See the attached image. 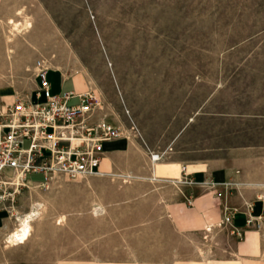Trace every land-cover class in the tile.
Instances as JSON below:
<instances>
[{"label": "rangeland", "instance_id": "obj_1", "mask_svg": "<svg viewBox=\"0 0 264 264\" xmlns=\"http://www.w3.org/2000/svg\"><path fill=\"white\" fill-rule=\"evenodd\" d=\"M18 9L35 26L15 46L16 67L0 68L5 91L25 99L38 73L59 64L62 72L90 85L97 119L121 128L114 147L118 174L128 169L148 178L146 161L160 155L161 162H208L230 173L229 195H264L252 186L264 184V0H0V53L2 20ZM48 81L53 95L73 88L59 73L50 72ZM105 169L106 164L98 171ZM112 181L60 176L54 184L9 190L14 195L9 214L1 213L0 264L94 255L88 211L95 204L136 209L141 203L120 200L134 190L163 197L172 189L146 180L134 184L131 194H124L122 185L114 194ZM52 189L55 209L49 208L41 238L34 234L26 246L6 249L2 230L14 229L32 199L41 200L39 194ZM60 212L68 216L62 228L55 226Z\"/></svg>", "mask_w": 264, "mask_h": 264}, {"label": "crops", "instance_id": "obj_2", "mask_svg": "<svg viewBox=\"0 0 264 264\" xmlns=\"http://www.w3.org/2000/svg\"><path fill=\"white\" fill-rule=\"evenodd\" d=\"M50 72L59 73L63 84H72L66 93L80 95L90 90L80 76L55 69L48 76ZM38 81L33 82L34 94L25 99L36 100ZM21 96L0 87V112ZM114 147L115 141L106 145L102 175L115 170L118 155ZM229 176L208 162L162 161L156 166V177L162 183L186 181L179 190L168 189L163 197L131 194L120 200L141 203L136 209L106 203L98 215L90 209L89 249L94 255L51 264H264V195H229ZM43 182L29 181L28 185ZM227 210L237 211L232 225L241 237L232 235L231 227L222 226Z\"/></svg>", "mask_w": 264, "mask_h": 264}, {"label": "built area", "instance_id": "obj_3", "mask_svg": "<svg viewBox=\"0 0 264 264\" xmlns=\"http://www.w3.org/2000/svg\"><path fill=\"white\" fill-rule=\"evenodd\" d=\"M48 72L43 69L36 77L35 101L19 99L0 112V214H9L14 195L9 190L28 184L34 175H42V181L100 175L106 145L121 138L120 127L97 119L92 93L53 95ZM236 212L227 210L222 226L241 237L232 225Z\"/></svg>", "mask_w": 264, "mask_h": 264}, {"label": "bare ground", "instance_id": "obj_4", "mask_svg": "<svg viewBox=\"0 0 264 264\" xmlns=\"http://www.w3.org/2000/svg\"><path fill=\"white\" fill-rule=\"evenodd\" d=\"M23 17H24V10L18 9L17 11H15L13 16L7 17L5 20H2V27L4 30V34H3L2 51L0 53V59H1L0 68H2L3 63H7L12 70H13V68L16 67L17 62H16V58H15V54H14L15 46H17V44H19V42L27 40L28 39L27 35L34 29V26H35L34 20L29 18V17H26V16L24 18ZM21 18L24 19L23 22H21L19 20ZM6 31H8V32H6ZM54 57L56 59V56H54ZM54 68H56L58 71H61L62 66L58 64V65L54 66ZM89 81L92 85V88H94L95 84L91 80V78L89 79ZM32 94H34V93H32ZM11 103H13V102H11ZM126 153H128V152H126ZM124 154H125V152H124ZM153 157H155V160L151 156L148 158L149 160L146 161L147 169L145 168V170H146V172L149 173L148 178H146V177H134L133 175H131V172H129L128 169H125L123 174H118L115 170L114 173H111L109 175H102L101 174V175H95L94 177H96V178H104V177L112 178L114 180L112 182L116 186L115 189L112 191V193H114V194H118L117 190H118V188L120 189L121 185L124 186V188H122V190L125 189L127 191V192H124V194H129V193L131 194L132 192H128V191H129V189H131L133 187L134 184L145 183L146 180L151 185H157V183H162V180H160L156 177V166L159 165L163 156L161 157L160 155H153ZM117 178H120L122 181H115ZM57 179H60V178L56 177L54 180H52L50 182L54 184ZM137 180H140V181H137ZM167 183L168 184H166V185H170L171 188H174L175 190H179L181 188V185L184 184L182 180L171 181V182H167ZM33 185H34V189H35V188H39L42 184H33ZM252 186L254 188L258 189L259 191H264V184H252ZM15 192H17V191H15ZM54 193H55L54 189L50 190L48 194H41L40 193L39 197L41 198V200L32 199L28 212L22 216H18V218L16 219L17 223H16V226L14 229H8V227H6V228H4V230H2L4 233V240H5L6 249L13 250V249H17V248L26 246L27 243H29V241L32 239L34 234H36V236H39V234H40L39 237L41 238V235H42L41 233H43L44 228L47 225V219L49 218V215H48L49 208L55 209ZM133 194L143 195V194H146V192H142L141 190L140 191L134 190ZM148 196H150V195H148ZM94 201H96V200H94ZM99 209L101 210V209H105V208L101 204L95 205L93 207V215L100 214L98 212ZM66 214L67 213L60 212V214L55 217V226L62 228L64 225H66L68 223V216ZM98 219L100 220V218H98Z\"/></svg>", "mask_w": 264, "mask_h": 264}]
</instances>
